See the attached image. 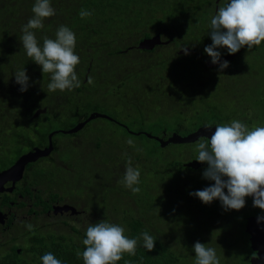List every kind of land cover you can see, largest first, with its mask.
Returning <instances> with one entry per match:
<instances>
[{
	"label": "trees",
	"instance_id": "1",
	"mask_svg": "<svg viewBox=\"0 0 264 264\" xmlns=\"http://www.w3.org/2000/svg\"><path fill=\"white\" fill-rule=\"evenodd\" d=\"M50 2L56 14L44 19L43 29L33 31L41 46L44 37L55 39L60 25L69 27L76 34L75 52L80 57V63L75 71L81 86L71 91H48L50 74L42 73L41 66L26 55L20 41L22 26L34 15L32 7L35 0H0V170L9 167L34 146L47 144L48 133L57 128L52 126L54 121L65 124L75 118L74 122L62 126L71 128L90 114V106L99 102L122 106L128 113L138 114L140 124L144 123L143 119L154 120L151 124L155 132L147 131L164 138L171 132L181 134L184 125H191L186 134L205 124L217 126L229 124L232 120H240L249 128L255 122L264 126V113L258 114V110L254 115L250 111L257 106L264 112V42L251 50L241 48L238 55L229 61L232 64L227 68V75H206L207 68L219 67L206 65L211 57L204 49L212 43L209 35L211 18L226 0ZM81 10L91 11L92 15L81 19ZM155 34L167 43L156 45L151 50L137 47L141 40ZM172 45L179 46L178 50L188 46L193 52L179 54ZM21 69H26L29 77V87L24 92L15 82V72ZM89 77L93 81L91 84L88 83ZM38 108H45V111L33 117ZM156 112L164 113L168 120L174 117L173 122L160 121V117L152 119L156 117ZM189 120L193 122L188 123ZM112 123L122 127L124 133L133 139L134 146L125 142L126 146L122 147L119 144L123 141L121 136L111 134L105 138L98 134V140H91L95 141L98 152L95 155L89 148H86L88 153L75 152L80 147L84 149L77 143L53 141L54 150L50 156L29 163L27 174L37 182L55 176L66 191L72 190L82 198L90 197V204L97 205L98 197L104 196L105 201L99 204L105 207L104 219L101 220L119 223L126 229L125 234L129 238L140 237L144 231L156 238L154 250L148 252L141 237L136 255L125 254L117 264H125L126 261L127 264H193L186 259L182 261L177 240L169 242L167 236L170 233L166 231L172 229L171 232L181 235V214L193 220L196 217L195 207L201 206L204 212L214 213L212 209L207 211L203 208L206 204L198 197L190 195L208 187L198 189L196 182L213 184L214 181L205 178L192 180L181 173L182 168H189L183 163L191 160L181 161V145H197L208 140L202 137L195 142L171 143L162 147L153 138L130 134L119 123ZM81 130L67 136L76 137ZM55 153L57 162L53 159ZM63 153L68 160L60 159ZM100 155L107 156L105 168H100ZM129 158L133 167L138 163L141 166L138 185L141 191L138 194H133L120 183L119 176L124 175ZM76 159L79 160L78 166L74 162ZM161 161H168L167 166L161 167ZM85 163L89 166L88 173L83 168ZM54 164L57 169L46 170ZM201 168L206 167L197 169ZM99 169L112 174L113 178L99 175ZM91 171L94 173L89 174ZM75 172L79 181L83 179L84 182L88 176L89 181L92 177L94 182H102L103 188L107 183L118 186L109 193L98 187L90 186L84 190L76 185L69 186L67 182H74L71 173ZM86 173L88 175L85 176ZM247 199L253 200L251 197ZM243 232L248 246V234L245 230ZM81 238L83 241L86 235ZM244 243L237 241L234 245L243 247ZM84 248L83 243L80 246L68 243L65 236H60V240L37 236L31 240L33 260L19 262L20 256L13 252V261L6 255L0 257V264H42L40 258L48 252L53 253L62 264H83L82 257L76 253ZM251 254L254 252L251 251ZM240 258L238 264H249V256Z\"/></svg>",
	"mask_w": 264,
	"mask_h": 264
},
{
	"label": "clouds",
	"instance_id": "2",
	"mask_svg": "<svg viewBox=\"0 0 264 264\" xmlns=\"http://www.w3.org/2000/svg\"><path fill=\"white\" fill-rule=\"evenodd\" d=\"M32 12L34 15L22 26L20 41L26 55L41 66L42 73L50 74L48 91L63 92L79 88L81 82L75 71L80 63V57L75 52L76 34L69 27L60 25L55 39L44 37L41 46L33 30L43 29L44 19L54 16L56 12L50 0H35ZM79 15L84 19L90 17L92 12L81 10ZM209 35L212 43L204 51L211 57L213 64H219L222 72L229 67L230 62H221L218 48H226L228 54H235L241 48L251 50L264 42V0H226L211 18ZM184 52L189 54L186 47ZM15 82L21 86V92L28 89L26 69L15 72ZM92 82L89 77L88 83ZM126 142L134 146L131 138ZM196 151V160L207 163L203 178L214 183L190 195L198 197L204 204L219 200L225 211L242 209L246 204L245 198L252 197L253 206L264 210V126L250 129L240 120L217 125L208 141L197 143ZM140 175L139 168L133 167L129 158L120 183L133 194H138L141 191L138 187ZM260 220H264V216H258L257 221ZM26 227L33 231L32 224ZM125 232L126 229L119 224L100 220L88 226L86 238L82 241L85 248L82 252L78 250L76 255L82 257L83 264H117L125 254L136 255L141 237L143 247L148 252L154 250L156 238L147 231L137 238H129ZM193 251L194 264H220L216 250L207 247L206 243L195 242ZM40 259L42 264H62L51 252Z\"/></svg>",
	"mask_w": 264,
	"mask_h": 264
},
{
	"label": "rangeland",
	"instance_id": "3",
	"mask_svg": "<svg viewBox=\"0 0 264 264\" xmlns=\"http://www.w3.org/2000/svg\"><path fill=\"white\" fill-rule=\"evenodd\" d=\"M172 46L175 47L174 45H172ZM175 48H176V50H178L179 46L178 47L176 46ZM226 51H227V49L224 48V49L220 50L219 52L220 53L224 52L223 54L228 53V51L227 52ZM262 60L264 61V53L262 56ZM231 64L232 63H230V65ZM206 72H207L206 75H208L209 77H211L213 75L223 76V75L228 74V69L226 68L221 72L219 70V67H217L215 69L207 68ZM258 110H260L259 113L257 112ZM261 110H262V108L260 109V107L254 106L253 108H251L250 111L254 115H256V113L263 115L264 112H263V110L261 112ZM91 111L107 114V115L111 116L112 118H114L115 120H117L119 123L124 122L123 124L127 125L129 129L134 130V131L141 129L142 131L150 130L152 132H155L154 127L151 124L154 120H150V119L144 120L143 119L142 121L144 123L140 124L139 123L140 117L138 116V114H133L131 112L128 113L122 106H115V105H110V104L105 103V102H99L96 106H90L89 112H91ZM154 115H156V117H151L152 119H158L160 117V121L168 123V121L170 120L173 122L174 117H172L171 119L168 120L167 118L164 117V115H165L164 113L156 112V114H154ZM74 120H75V118H72L71 120H67L65 124L54 121L52 123V126H54V125L57 126V128H55V129H67V128H62V126L68 125V123H70V122L72 123V122H74ZM134 121H136L137 123ZM189 122H193V121L189 120L188 123ZM262 123H264V121ZM253 126H260V125L258 122H255L250 126V129ZM58 127H60V128H58ZM190 128H191V125H188L187 127H185V125H184V129L181 131V134L182 135L186 134ZM147 132H149V131H147ZM149 133H151V132H149ZM98 134H101L105 138H106V135L108 136L111 134H113L114 136H116V135L121 136L123 138V141L119 142V144H121L122 147H125L126 146V143H125L126 140L131 138L124 133V130L122 129V127L118 126L115 123H112V121L102 119V118H96V119L89 121V123L78 133V135L76 137L67 136V134L57 133L53 136V141H56L58 143H62L63 141H71V142H73L72 144L77 143L78 145H81L84 148V149H81V147H80L78 150H75V152L81 151L84 153V151H85V153H88L86 148H89L90 151H93L92 153H94L96 155L98 152L96 151V148H95L96 147L95 141H91V140L92 139L98 140L99 139ZM158 134H160V133H158ZM115 140L113 137V142L116 144ZM103 143L105 144V141H103ZM197 155H198V153L196 151V145H191V144L190 145H186V144L181 145V161L184 159H187V158L196 159ZM55 156H56V153L54 154L53 159L55 162H57L55 159ZM106 157H107L106 155H100V157H99L100 158L99 161H101L100 162L101 163L100 168L101 167L105 168L107 166ZM60 159L63 161L68 160L66 157V153L61 154ZM78 161L79 160H77V159L74 161L76 166H78ZM0 164H1V162H0ZM166 164H168V161H161V167L167 166ZM47 167H49V166H47ZM57 167L58 166L54 164L52 167H49L46 170H49L51 168L57 169ZM136 167L141 168V166H139V163L137 164ZM83 168L86 169V171L88 173L89 166L87 163L83 164ZM108 168H111V167L108 166ZM206 168H201V169L182 168L181 173H182L183 177H189L192 180L204 179L203 178V171ZM139 170H141V169H139ZM87 173L85 174V176L88 175ZM93 173L94 172L91 171L89 174H93ZM97 173L99 175L106 176L107 177L106 179H111V177H112V174H106L105 171L100 170V169L97 171ZM71 174L74 177V182H83V179H80V181L78 180L77 172L71 173ZM116 174H117V172H116ZM122 177H123V175L121 174L119 176L120 181L122 180ZM51 180L53 182H60V180L56 179L55 176H48V179H45V178L40 179V182H51ZM72 181L73 180H71L70 182H72ZM84 182H94V181H93L92 177L90 178V181H89L88 176H87L85 178ZM194 183L195 182H193V184ZM196 183L198 184V189H202V187H204L206 185L209 186L211 184L210 182H196ZM116 186H118V184H116V183L115 184L107 183L104 185L103 192L109 193V191L112 190L113 188H116ZM182 207H183V205L181 204V208ZM200 208H201V206L194 208V212H195L196 217H194L193 220H190L187 218V216H185L184 214L182 216V214H181V218H182L181 235L177 234V232H175V231L171 232L172 229H168L166 231V232L170 233L167 236V238H169V242L170 241L173 242L174 240H177L178 247H179L178 250L180 253L182 252V254H181L182 261H184L186 259L187 261L194 264L195 253L193 251V245L197 241H199L201 243H206L207 247L214 248L216 250V254L220 260V264H238L237 261L241 259L240 257H244V256H250L251 257L252 256V254H251L252 250L250 248V245L247 246V239H246V236L243 232L244 231L243 223L245 220L244 218H246L247 216L257 215L261 212L260 208L253 206V200L247 199L245 206L240 210L232 209V210L225 211L224 209H222V205H221L220 201H215V200L212 203H210L209 205L206 204L205 207H203L207 211H210L211 209L214 210L213 214L204 212L202 210V208H201L202 211H200ZM26 222H27V224H29V223L34 224L30 219H27L23 222H18L17 225L20 229H22V228L25 229L24 223H26ZM117 224H119V223H117ZM52 229H55V228L52 227ZM12 232L10 233V235H12ZM14 233H15L14 235L17 234V237L19 236V233L16 230L14 231ZM5 235L7 236L8 233H6ZM237 241L245 242L243 247H239V246L235 247L234 243ZM10 245L11 244H9V246ZM17 245L22 247V251L29 248L28 242L24 238H22V239L20 238L19 240H17ZM215 245H219L220 247H217ZM14 246L15 245H13V247ZM27 255H30L27 259H31L33 256V254H30V253ZM0 257H2L1 254H0ZM239 263H240V261H239ZM240 264H246V263L242 262Z\"/></svg>",
	"mask_w": 264,
	"mask_h": 264
},
{
	"label": "flooded vegetation",
	"instance_id": "4",
	"mask_svg": "<svg viewBox=\"0 0 264 264\" xmlns=\"http://www.w3.org/2000/svg\"><path fill=\"white\" fill-rule=\"evenodd\" d=\"M218 1L216 0V2ZM239 52L227 61L233 60ZM225 54H221V56ZM45 145L40 147H44ZM49 156L41 158H48ZM39 159L34 162H37ZM28 164L23 171L21 179L14 184L11 181H6L4 184L5 189L0 191V254L2 256L8 255L12 258V254L15 252L20 256V260L17 259L19 262L21 260L34 259V255H31V259H27L30 256L27 254H33L30 250L31 240L37 236H42L43 238L56 237L57 240H60V236H65L68 243L80 246L82 244L81 237L86 235L88 226L100 222L101 219H104L103 216L105 215V207L99 205L105 201L104 196L98 197L97 205H95L96 203L90 204L88 202L90 197L82 198L72 190L66 191L62 182L34 181V178L27 174ZM67 183L69 186L76 185L84 190H88L90 186L103 189L102 182ZM63 205L73 206L76 212H73L71 209H61L60 207ZM259 214H264V210H261ZM27 219H30L34 223H30L33 225V231L27 229V222L24 223L25 229L18 227V222H23ZM52 227L55 229H52ZM15 230L19 233L18 237L17 234L14 235ZM11 232L13 236L10 235ZM6 233H8L7 236L5 235ZM32 236L34 237L32 238ZM18 238L26 239L29 248L22 251V247L17 245ZM9 244L11 245L9 246ZM13 245L15 246L13 247Z\"/></svg>",
	"mask_w": 264,
	"mask_h": 264
},
{
	"label": "water",
	"instance_id": "5",
	"mask_svg": "<svg viewBox=\"0 0 264 264\" xmlns=\"http://www.w3.org/2000/svg\"><path fill=\"white\" fill-rule=\"evenodd\" d=\"M167 41H164L161 39L159 34H155L149 38H144L141 40L138 44L137 47L140 49H147L151 50L153 49L156 45L160 44H166ZM184 48H180L177 53L179 54H185ZM188 49L189 53H192L193 50L190 49L188 46H186ZM235 54H225L221 56V62L223 60H228L231 57L235 56ZM207 66L209 67H214L219 64H213L210 61L205 62ZM45 108H38L34 111L33 117L38 116L40 113L44 112ZM105 118L107 120L117 122L114 118L111 116L100 113V112H90V114L83 120L77 122L74 126L68 129H54L50 131L47 135V144L44 147H38L34 146L32 149H30L27 152H24L21 154L15 161L12 163L9 167L2 169L0 171V191H2L4 188V184L6 181H11L12 184H14L16 181L22 178L23 176V171L28 163L34 162L37 159L41 157H46L48 156L52 150L54 149L53 145V136L57 133H62V134H71V133H76L77 131L81 130L89 121L96 119V118ZM121 126L126 128L127 132L130 134H135V135H140L144 134L148 138H153L156 141L159 142L160 146L164 147L168 144H181V143H191L195 142L199 138H206L207 140L210 139L211 134L215 131L216 125H202L198 127L196 130L186 134V135H181L178 132H171L169 136L164 138L163 136L160 137L158 135H154L152 133H149L147 131H134L129 129L126 125L119 123ZM210 126V127H209ZM185 166L192 168V169H197L200 167H207V163L204 162H199L196 159H191L189 161H186L183 163ZM10 189V188H9ZM61 209H71L73 212H76V209L71 206V205H63L60 207ZM258 216H264V214H259V215H252V216H247L246 221H245V227L244 230L248 234V240H249V245L251 250L254 252V254L249 257V264H264V220H260L259 222L257 221ZM254 257H259V259H256Z\"/></svg>",
	"mask_w": 264,
	"mask_h": 264
}]
</instances>
